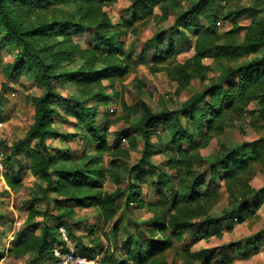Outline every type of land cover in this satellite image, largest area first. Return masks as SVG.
Returning a JSON list of instances; mask_svg holds the SVG:
<instances>
[{
	"label": "rangeland",
	"instance_id": "374dc122",
	"mask_svg": "<svg viewBox=\"0 0 264 264\" xmlns=\"http://www.w3.org/2000/svg\"><path fill=\"white\" fill-rule=\"evenodd\" d=\"M194 1L175 0L174 4L157 6L150 17L131 23V0H115L102 11L111 31H122L120 42L124 56L129 58L128 74L122 79L102 81L87 87L62 79L53 82V90L60 100L53 105L52 128L62 138L51 137L47 145L50 157L58 166H76L81 163V158L93 156L98 147V143L76 120L79 109L94 108L98 126L106 127L102 135L106 136L110 152L105 153L102 160L107 171L104 191L114 197L118 206L108 224H104L98 212L88 206L65 208L60 204L62 198L43 193L44 187L28 172V157L33 144L24 143L21 154H16L18 148L14 145L24 138L33 121L32 99L42 97L45 90L29 77L18 74L7 77L8 67L19 50L9 46L0 49V256L3 257L0 264H31L27 255L16 258L7 250L31 234L40 235L44 228L55 232L59 225L65 226L62 227L72 247L82 256L97 264H119L129 251L130 242L138 240L143 247L150 245L147 236L141 235V232L150 228L143 224L152 215L146 209H137L133 203L136 190H140L139 199L144 205L156 204L159 195L171 204L180 190V184L188 183L190 177L196 175H201L206 182L199 193L208 196L210 201L202 205L199 217L190 219L191 227L183 233L182 242L170 237L172 232L168 231L173 248L161 260L167 264H264V83L244 100L237 96L238 103L224 105L227 109L223 130L221 134L211 136L206 147H202L198 140L191 145H179L188 154L189 168L182 165L178 170L170 168V159L178 163L180 159L162 126L155 128L157 135L151 138V159L145 166L140 162L142 142L138 134L130 129L131 123L142 117L143 108L150 113L179 111L191 96L216 86L223 70L262 59L260 70L264 72V45L257 44L254 51L250 50V46L256 44L253 35L256 25L264 16V0H213L210 10L213 22L208 27L217 38L208 47L230 45L239 48L234 55L221 59L214 50L208 49L202 53L199 64L193 60L199 51L195 31L174 26L176 12L186 10L188 4ZM77 10L78 5L55 7L29 17L27 23L48 21L59 16L83 19L82 12ZM84 21L96 23V20ZM124 23H130V27L124 28ZM201 23L207 25L203 20ZM234 29L239 31L229 35ZM2 33L0 28V35ZM65 44L62 46L65 47ZM169 44L174 46L178 55L165 65H156L153 62L156 52H166ZM72 45L71 42L66 46ZM76 47L77 52L61 62L64 71L80 68L98 70L114 62L115 58L98 50L96 44L90 47L88 40L80 41ZM45 63L50 64L51 59L45 60ZM176 66L181 67L186 80L174 71H171V76L167 75L166 69ZM232 83H237V80ZM96 93L107 98L106 105H97V99L93 97ZM178 120L182 129L191 134L189 121L182 117ZM235 147H241L243 154L253 155L259 160L231 190H227L224 173L216 168L215 175H212L211 163L219 153ZM10 173L21 181V186L14 191L8 190L2 178V175ZM249 191L255 193L249 207L256 203L261 206L252 211L251 217L238 218L234 213L238 199ZM126 200L131 202L128 207ZM167 211L170 215L175 214L169 207ZM228 211L234 212L219 233H208L209 221ZM228 243L239 248L255 244L257 252L249 255L245 250H239L230 255L225 249ZM40 264H55V261Z\"/></svg>",
	"mask_w": 264,
	"mask_h": 264
},
{
	"label": "trees",
	"instance_id": "16d2710c",
	"mask_svg": "<svg viewBox=\"0 0 264 264\" xmlns=\"http://www.w3.org/2000/svg\"><path fill=\"white\" fill-rule=\"evenodd\" d=\"M114 1L0 0V28L3 31L0 35V49L9 46L19 50L13 63L8 67L6 75L9 77L12 74H18L29 77L45 90L42 97L32 99L33 121L28 126L24 138L14 145L15 148H18L16 154H21L24 143L33 144L34 148L28 157V172L40 186L44 187L43 193H52L62 198L60 204L65 208L88 206L96 210L104 224L111 222L118 206L114 197L104 191L107 171L102 165V160L103 155L110 152V148L107 146L106 136L102 135L106 127L98 126L95 109H79L75 115L82 129L98 143L93 156L81 158V163L76 166H58L50 157L47 140L51 137H61L52 128L55 115L53 105L60 100L58 94L53 90L54 81L62 79L87 87L102 81L112 82L122 79L128 74L129 58L124 56L123 44L120 42L122 31L116 29L111 31L109 21L102 11L105 6L111 5ZM174 2L175 0H131V23L144 17H150L157 6L174 4ZM212 2L213 0H196L189 3L186 10L176 12L174 26L196 33V47L199 50L193 59L196 64H199L203 56L202 53L208 49L214 50L221 59L234 55L239 48L230 45L208 47L211 41L217 38L208 27L213 22L210 12ZM76 5H78L77 11L82 12L83 19H67L59 16L48 21L38 20L34 24L27 23V19L35 14L47 12L55 7L64 8ZM85 19L96 20V23L88 24L84 21ZM201 20L205 21L207 25L202 24ZM123 27H130V23H124ZM238 31L239 29H234L228 34L232 35ZM253 35L256 44L250 46L252 47L251 51H254L257 44L264 45V16L257 23ZM57 38H61V40L58 41ZM82 40H88L90 47L92 44H96L98 50L113 56L114 62L107 63L98 70L80 68L77 71H64L60 66L61 62L72 56V53L77 52L76 45ZM71 42L73 44L71 47L66 46ZM63 44L65 47L62 46ZM177 55L174 46L169 44L166 52H156L153 62L156 65H165ZM262 58L264 59V52ZM48 59H51L50 64L45 63V60ZM261 65L262 59H253L238 68L221 71L216 86L191 96L183 103L179 111L161 110L150 113L146 108H143L142 117L139 120H134L130 125V129L138 134L139 140L142 142L140 162L145 166L149 165L151 138L157 135L155 128L162 126L180 159V163L173 158L170 159V168L178 170L180 165L189 168L188 154L182 151L179 145L181 143L191 145L195 140H198L202 147H206L211 136L221 134L227 109L224 108V105L238 103L239 101L236 100L238 97L244 100L246 96L264 83V72L260 70ZM171 71L181 74L180 76L184 80L187 79V76L181 73V67L166 69L168 76H171ZM233 80H237V83H232ZM93 97L97 99L98 106L106 105V97L99 93L94 94ZM178 117L189 121L191 134L182 129ZM258 160L253 155L243 154L241 147H235L214 157L211 163V173L215 175L216 168L221 169L224 173L225 187L227 190H231L239 178L245 175L252 164ZM2 178L10 191L21 186L20 179L13 173L2 175ZM205 186L206 182L201 175L191 176L188 183L180 184V190L175 194L171 204L164 196L159 195L156 204L144 205L143 201L139 199L140 190H136L133 195V203L136 204L137 209H146L152 215V218L143 224L150 228L141 232V235L147 236L146 239L150 245L143 247L138 240L130 242V249L119 264H167L161 260L164 254L173 248L167 233L171 231L169 236L177 242L184 240L182 235L191 227L190 219L199 217L202 205L210 201L208 196L199 193ZM254 194V191L242 194L234 209L235 212L228 211L209 221L207 232L213 231L218 234L219 230L230 220L233 212L241 219L251 217L252 211H256L261 206L256 203L249 207V201ZM130 203L126 200V207ZM168 207L175 212L174 215L168 214V211L165 212ZM32 214L36 213L32 212ZM61 218L59 219L61 220ZM62 226L65 227L59 225L55 232L44 228L38 236L31 234L24 241L17 242L14 248L7 252L12 253L16 258L27 255L31 259V264L54 261L52 248L54 245H60L58 228ZM55 236L56 238H54ZM225 249L230 255L239 250H245L249 255L257 252L255 244L239 248L236 244L228 243L225 245ZM2 258L0 256V260Z\"/></svg>",
	"mask_w": 264,
	"mask_h": 264
},
{
	"label": "built area",
	"instance_id": "2783aa9c",
	"mask_svg": "<svg viewBox=\"0 0 264 264\" xmlns=\"http://www.w3.org/2000/svg\"><path fill=\"white\" fill-rule=\"evenodd\" d=\"M2 155L0 153V170ZM60 245H54L52 248V257L55 264H97V262L88 259L79 254L71 245L66 230L63 227L58 228Z\"/></svg>",
	"mask_w": 264,
	"mask_h": 264
}]
</instances>
